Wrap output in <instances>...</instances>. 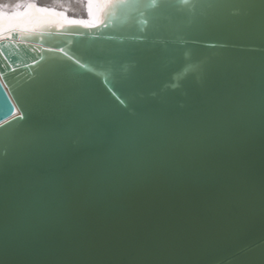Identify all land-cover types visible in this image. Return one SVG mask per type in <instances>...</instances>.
I'll return each instance as SVG.
<instances>
[{
    "label": "water",
    "instance_id": "obj_1",
    "mask_svg": "<svg viewBox=\"0 0 264 264\" xmlns=\"http://www.w3.org/2000/svg\"><path fill=\"white\" fill-rule=\"evenodd\" d=\"M38 7L48 9L39 13L41 18L65 26L37 28L33 23L14 32L12 39H0V48L8 46L0 51V124L7 126L23 114L21 102L32 110L28 123L40 118L30 85L53 68H60L86 101L75 114L85 124L115 126L118 121L157 115L176 121L191 119L208 94L221 86L228 105L250 112L234 122L220 141L202 146L191 166L130 172L119 183L92 193L86 189L60 193L57 211L38 219L25 210L29 194L25 177L30 167L25 145L31 147L34 142L30 137L21 142L0 130V264H264V120L259 103L264 87V37L246 30L241 18L231 15L234 9L228 8L219 10L216 28L196 22L177 33L176 26L187 17L172 8L160 16L159 30L147 31V42L124 40L121 44L106 37L130 35L127 24L121 32L112 25L104 27L100 7L93 21L69 15L61 19V10ZM25 15L14 16L13 22ZM23 34L43 39H25ZM178 34L207 43L226 42L229 47L161 43ZM87 44L92 50L143 49L142 54L119 58L121 63L138 62L127 90L133 98L131 108L123 109L111 98L102 77L64 55H83ZM166 46L168 54H163ZM197 47V58L205 62V77L198 80L190 75L181 88L165 89L184 66L183 52ZM72 115L58 114V118L67 120ZM91 150L76 133L64 154Z\"/></svg>",
    "mask_w": 264,
    "mask_h": 264
},
{
    "label": "snow or ice",
    "instance_id": "obj_2",
    "mask_svg": "<svg viewBox=\"0 0 264 264\" xmlns=\"http://www.w3.org/2000/svg\"><path fill=\"white\" fill-rule=\"evenodd\" d=\"M101 8V24L104 27L112 25L113 30L121 32V27L127 24L130 35L108 36L106 39L119 41L148 40L147 31L159 30L158 20L169 9L178 8L184 11L187 20L181 21L175 31L181 32L184 27L196 22L212 29L219 26L217 14L219 10L234 9V17H240V23L251 33L259 32L264 37V0L258 3H218L215 0H98ZM33 23L37 28L65 25L57 20L45 19L39 16L41 11L32 6ZM92 12V0H89V13ZM83 23V21H71ZM27 28L22 21H14L11 26L0 20V39H12L14 32ZM79 35H83L79 33ZM25 39H43L23 34ZM164 44L179 46L194 45L206 48H227L229 45L219 41L207 43L198 38L186 35H176ZM8 46L0 48L3 51ZM35 51V49H32ZM63 51V49H61ZM199 48L184 51L182 59L185 62L182 69L174 73L171 82L164 85L165 89H178L183 86L191 75L195 79H203L206 75L205 62L198 59ZM143 49L101 48L92 50L87 44L83 55L73 53L69 56L79 68L102 77L106 91L123 109L132 106V97L128 88L132 86L131 76L138 62L121 63L120 57L142 54ZM163 54H168L167 46ZM97 68L102 71H97ZM36 93L37 115L39 119L28 123L32 110L23 102V114L7 126L0 124V130L9 135H15L23 142L31 138V147L25 145V157L30 167L25 177L28 188L26 213L32 218H43L57 211L56 200L60 193H72L86 189L88 193L103 189L110 184L119 183L127 174L141 170H164L172 167L183 168L196 162V152L202 146L218 142L225 137L231 125L243 119L250 109H233L224 98V89L219 87L211 91L202 101V107L196 116L183 121L170 120L163 115L144 116L135 122L118 121L115 126H107L99 122L85 124L75 115L86 103L75 89L74 83L65 78L60 68H53L49 75L30 85ZM115 89V90H114ZM261 117L264 120V87L260 93ZM73 115L62 120L58 114ZM11 111L7 113L10 115ZM15 130V131H14ZM79 133L86 146L91 151L71 156L64 154L71 135ZM7 139V137H5ZM195 150V151H193ZM45 177H47L45 179Z\"/></svg>",
    "mask_w": 264,
    "mask_h": 264
},
{
    "label": "bare ground",
    "instance_id": "obj_3",
    "mask_svg": "<svg viewBox=\"0 0 264 264\" xmlns=\"http://www.w3.org/2000/svg\"><path fill=\"white\" fill-rule=\"evenodd\" d=\"M32 2L33 4H31ZM38 5L61 10L60 13L63 15L61 19H66V15H69L79 20L88 17L87 21H93L97 9L100 7L98 0H92V12L90 14L89 0H0V20L6 22L9 26L12 24L14 16L27 13L22 20L26 22L28 27H31L33 24L31 19L34 15L32 14V6L44 9L38 7ZM24 7H27L26 11L21 12ZM40 13L44 12L41 11ZM85 13H87V16L84 15Z\"/></svg>",
    "mask_w": 264,
    "mask_h": 264
}]
</instances>
